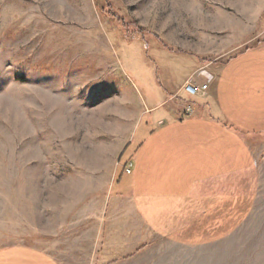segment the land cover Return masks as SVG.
Returning <instances> with one entry per match:
<instances>
[{
  "label": "rangeland",
  "instance_id": "1",
  "mask_svg": "<svg viewBox=\"0 0 264 264\" xmlns=\"http://www.w3.org/2000/svg\"><path fill=\"white\" fill-rule=\"evenodd\" d=\"M259 48L264 0H0V248L44 249L80 191L128 181L145 113L186 111L187 83L209 98L220 69ZM249 180L237 229L158 264H264V156Z\"/></svg>",
  "mask_w": 264,
  "mask_h": 264
},
{
  "label": "crops",
  "instance_id": "2",
  "mask_svg": "<svg viewBox=\"0 0 264 264\" xmlns=\"http://www.w3.org/2000/svg\"><path fill=\"white\" fill-rule=\"evenodd\" d=\"M210 89L184 99L195 102L190 117L145 113L153 117L137 132L134 162L122 166L128 181L80 191L71 223L44 249L2 247L0 264H158L166 251L215 245L237 229L264 156V48L230 59Z\"/></svg>",
  "mask_w": 264,
  "mask_h": 264
},
{
  "label": "built area",
  "instance_id": "3",
  "mask_svg": "<svg viewBox=\"0 0 264 264\" xmlns=\"http://www.w3.org/2000/svg\"><path fill=\"white\" fill-rule=\"evenodd\" d=\"M184 89H185V93H186V95H188V96H190V97H203V96H205V93H203V92L200 90V88H198L197 86H195V85H193V84H191V83H187V84L184 86ZM202 93H203V95H202ZM185 114H186L187 116H189V117L192 116V114H193V109H192L190 106H188V107L186 108ZM127 172L130 173V170L128 169Z\"/></svg>",
  "mask_w": 264,
  "mask_h": 264
},
{
  "label": "trees",
  "instance_id": "4",
  "mask_svg": "<svg viewBox=\"0 0 264 264\" xmlns=\"http://www.w3.org/2000/svg\"><path fill=\"white\" fill-rule=\"evenodd\" d=\"M142 34H145V33H142ZM151 35L153 36V39L156 40L157 43L161 44L163 47L165 46L164 48H166L169 51H174V49H170L168 45L162 42V40L157 35H154V34H151Z\"/></svg>",
  "mask_w": 264,
  "mask_h": 264
},
{
  "label": "bare ground",
  "instance_id": "5",
  "mask_svg": "<svg viewBox=\"0 0 264 264\" xmlns=\"http://www.w3.org/2000/svg\"><path fill=\"white\" fill-rule=\"evenodd\" d=\"M190 107H191V106H190ZM191 108H192V107H191ZM192 109H193V108H192ZM131 167H132V166L130 165V166H128V167L126 168V172H127L128 169L130 170V173L127 172L128 174H131Z\"/></svg>",
  "mask_w": 264,
  "mask_h": 264
}]
</instances>
